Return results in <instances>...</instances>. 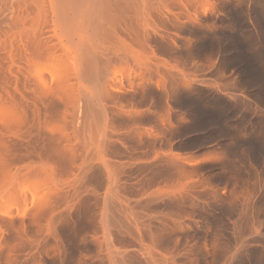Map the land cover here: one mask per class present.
Instances as JSON below:
<instances>
[{
    "label": "bare ground",
    "instance_id": "6f19581e",
    "mask_svg": "<svg viewBox=\"0 0 264 264\" xmlns=\"http://www.w3.org/2000/svg\"><path fill=\"white\" fill-rule=\"evenodd\" d=\"M0 264H264V0H0Z\"/></svg>",
    "mask_w": 264,
    "mask_h": 264
}]
</instances>
